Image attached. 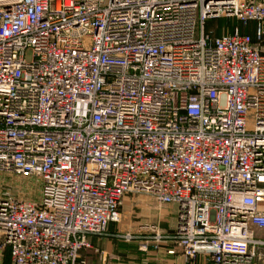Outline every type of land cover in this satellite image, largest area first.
Segmentation results:
<instances>
[{
    "label": "built area",
    "instance_id": "2783aa9c",
    "mask_svg": "<svg viewBox=\"0 0 264 264\" xmlns=\"http://www.w3.org/2000/svg\"><path fill=\"white\" fill-rule=\"evenodd\" d=\"M131 193L264 264V0H0V264H87Z\"/></svg>",
    "mask_w": 264,
    "mask_h": 264
},
{
    "label": "crops",
    "instance_id": "0c3cea01",
    "mask_svg": "<svg viewBox=\"0 0 264 264\" xmlns=\"http://www.w3.org/2000/svg\"><path fill=\"white\" fill-rule=\"evenodd\" d=\"M149 206L157 219V231L171 233L177 225L175 206ZM114 226V224H113ZM148 229V227H143ZM111 228L106 235L91 236L92 248L82 251L87 264H187L181 248L170 239L156 241L154 231L142 230L136 240L126 241ZM146 242L148 248L142 250L140 244Z\"/></svg>",
    "mask_w": 264,
    "mask_h": 264
},
{
    "label": "rangeland",
    "instance_id": "374dc122",
    "mask_svg": "<svg viewBox=\"0 0 264 264\" xmlns=\"http://www.w3.org/2000/svg\"><path fill=\"white\" fill-rule=\"evenodd\" d=\"M237 25H239L236 18H220L210 21L209 27L216 28V33L222 35L231 32ZM243 32L250 31V27H245L240 24ZM27 59H31V52L27 54ZM149 206L155 205V200L152 196L147 194L131 193L125 198V202L121 208L122 219L120 223L113 224L109 227L116 230L115 234L124 235L131 233L133 236H140L142 230L155 231L158 227L157 219L150 212ZM148 227L145 229L143 227Z\"/></svg>",
    "mask_w": 264,
    "mask_h": 264
},
{
    "label": "trees",
    "instance_id": "16d2710c",
    "mask_svg": "<svg viewBox=\"0 0 264 264\" xmlns=\"http://www.w3.org/2000/svg\"><path fill=\"white\" fill-rule=\"evenodd\" d=\"M5 262H6V263L9 262V256H8V254L6 255Z\"/></svg>",
    "mask_w": 264,
    "mask_h": 264
}]
</instances>
